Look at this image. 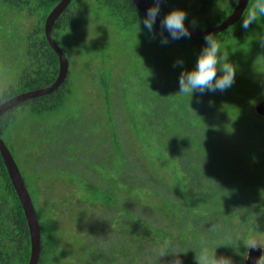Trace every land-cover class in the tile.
I'll use <instances>...</instances> for the list:
<instances>
[{"label":"trees","instance_id":"trees-1","mask_svg":"<svg viewBox=\"0 0 264 264\" xmlns=\"http://www.w3.org/2000/svg\"><path fill=\"white\" fill-rule=\"evenodd\" d=\"M86 1L74 0L73 15L66 10L57 22L60 30L77 27ZM98 1L108 7L119 23L124 21L127 26L142 25L146 16L132 0ZM146 1L151 7L155 6L154 0ZM200 1L202 7L195 18H203L208 27H213L228 18L239 0H229L223 13L211 15L210 9L219 0ZM258 2L264 4V0H250L244 14L253 10L258 17ZM170 12L163 2L159 15L164 17ZM241 20L214 35L218 42L244 39L258 18L248 29L242 27ZM155 26L161 30L157 23ZM164 33L170 35L165 30ZM40 40L46 42L44 34ZM189 40L199 48L207 46L203 36L176 41ZM52 52L54 59L48 66L40 70L30 68L19 83L0 91V104L22 92L52 84L59 73V57L53 49ZM71 74L70 70L65 82L54 93L25 101L5 113L0 119L2 138L17 120L19 108L40 118L62 111L74 90ZM97 80L95 89L104 95L102 98L110 111L104 118L110 122L105 137L107 149L82 171L83 157L78 148L82 145L80 142L84 143L83 134L67 133L63 137L64 143L70 142L72 155L68 160L61 159V155L58 159L54 155L53 159L51 146L43 148L51 163L43 171L63 175L51 177V184L70 187L60 194L61 203L50 220L53 225L61 223L59 211L62 210L63 215L68 207L71 208L70 222L77 228L74 244L80 258L69 259L68 264H175L176 260L181 264H196V258L204 249L210 257L227 258L232 264H241L240 256L235 263L232 260L243 237L241 232L254 226L263 209L262 202L260 205L254 203L264 199V180L260 178L264 177V171L258 166L259 161L264 160V116L255 111V106L250 107L252 102L246 99H228L220 102L224 106L220 117H229L233 127H239L235 132L213 130L211 133L204 127L178 126L176 130L168 131L165 127V131L151 134L150 129H145L146 133L132 134L134 143L128 150L111 114L112 74L102 72ZM207 114L210 116L209 112ZM47 134L45 140L50 139L51 134ZM249 151L251 158L247 159L244 153ZM133 165L142 169L137 177L133 175ZM35 185L39 190L37 181ZM152 212L160 215L161 225H155L147 216ZM97 216L101 217L100 222ZM258 226L257 229H261ZM31 249L26 214L0 152V264H29ZM48 251L43 235L39 264H51ZM52 260L55 262L56 258Z\"/></svg>","mask_w":264,"mask_h":264},{"label":"rangeland","instance_id":"rangeland-1","mask_svg":"<svg viewBox=\"0 0 264 264\" xmlns=\"http://www.w3.org/2000/svg\"><path fill=\"white\" fill-rule=\"evenodd\" d=\"M164 2L170 11L180 9L187 13L185 20L187 28H208L205 19L195 18L202 7L200 0H164ZM228 5L229 0L217 1L210 9L209 15L223 13ZM257 18L254 28L244 39L232 38L227 43L219 42L221 60L217 77L223 75L219 71L223 63L232 64L236 67L233 86L224 92H206L203 95L194 92L192 96L178 94L180 74L194 69L204 48L190 44L191 40L185 43L178 42L164 32L162 37L161 30L155 25L150 32L143 24L127 26L124 21L119 23L111 15L108 7L98 0L85 2L79 24L75 29H62L56 33L59 42L69 43L75 50L70 67L71 80L74 83L71 99L62 111L44 118L19 108L17 120L4 135V140L13 151L35 201L42 232L44 230L43 235L48 242L51 264H68L69 259L73 261L80 256L74 244L77 228L70 222L71 208L68 207V212L64 209L63 215L62 210L59 211L61 223L53 225L50 222L55 208L52 192L58 190V185L50 190L48 197L41 196L38 187L36 190L35 183L36 181L37 184L39 183V174H47L43 169L46 170L51 165L50 158H47L43 148L51 146L53 159L56 155L57 159L61 155V159L68 160V156L72 155L70 142L64 143L63 137L67 133L83 134L84 143L80 142L82 145L78 148V153L83 157L80 166L82 171L92 162H96L107 149L105 137L109 132L110 122L103 116H109L107 112L110 111L102 98L104 95L95 89L97 77L105 71L112 74L109 97L112 111L118 112L115 115L120 125V137L128 150L133 147L132 134L146 133L145 129H150L151 134L165 131V127L168 131L176 130L178 126L200 129L204 127L211 133L213 130L223 133L235 132L239 127L235 129L229 117H220L221 112L224 111V106H221L220 102L239 97L252 102L250 107L255 106L256 111V105L264 100V16L259 13ZM3 36L0 31V91L19 83L28 63L24 55L8 49L10 46L8 41L12 42V40ZM164 37L168 38L167 44L161 43ZM3 38L6 39L4 43ZM225 53L227 60L223 59ZM177 61H183V64L174 67ZM47 133L51 134L49 140L44 139ZM137 149L140 152V148ZM250 153V151L244 153L247 154L245 156L247 159L251 158ZM133 166L135 171L133 175L137 177L142 169L138 168V165ZM258 166L264 171V160L259 161ZM80 167L77 166L79 171ZM38 169L41 172H38ZM48 174L42 179L50 184L51 177H63L62 174ZM260 178L264 180V177ZM68 189L69 186H62V192ZM261 202L263 209L254 221L253 228L241 232L243 237L239 242V249L236 251V256L232 257L234 263L240 256L239 263L246 264L248 249L245 246L248 239L255 238L264 248V199L260 198L259 202L254 204L260 205ZM147 216L155 222V225H161L162 218L156 212ZM100 219L101 217L97 216L98 222ZM257 225L261 229H257ZM52 258H56V261L53 262Z\"/></svg>","mask_w":264,"mask_h":264},{"label":"water","instance_id":"water-1","mask_svg":"<svg viewBox=\"0 0 264 264\" xmlns=\"http://www.w3.org/2000/svg\"><path fill=\"white\" fill-rule=\"evenodd\" d=\"M72 0H62L50 13L46 21V35L49 43L58 53L60 58V68L59 73L56 80L49 86L25 91L16 96L2 102L0 104V119L2 116L7 113L12 108L20 105L21 103L46 96L54 93L60 86L65 82L68 77L70 70V63L65 54L64 50L61 46L56 42L53 36V28L56 20L60 17V15L67 8L69 3ZM135 5L145 14H147V10L151 7L146 0H132ZM250 0H239L232 11V13L228 16L226 20H224L219 25L208 27L206 29H191L188 28L191 32V36H205L207 34L217 35L219 33L224 32L229 29L232 25L237 23L242 18V13H245ZM163 17L158 15L156 23L161 27L160 21ZM168 32L167 30H165ZM256 112L264 116V100L260 101L256 105ZM0 152L3 156L4 162L6 164L9 176L11 181L16 189V192L20 198L22 206L24 208V212L26 214V218L29 225L30 236H31V257L29 264H39L42 250H43V232L42 225L40 222L38 210L36 208L34 199L29 190L27 182L23 176V173L5 140L0 135ZM262 253H264V248L261 246V249L250 250L247 251L246 264H253V261L258 258Z\"/></svg>","mask_w":264,"mask_h":264},{"label":"clouds","instance_id":"clouds-1","mask_svg":"<svg viewBox=\"0 0 264 264\" xmlns=\"http://www.w3.org/2000/svg\"><path fill=\"white\" fill-rule=\"evenodd\" d=\"M164 0H154L155 6L147 10L146 16L142 20V24L150 32L153 31L157 17L160 13V5ZM257 9L261 16H264V4L258 2ZM187 13L183 10L176 9L164 16L161 21V36L163 37L164 30H167L172 40L182 38H190L191 32L185 26ZM257 19L256 12L248 10L245 15L242 13V27L248 29ZM155 35V34H154ZM206 47L201 51L196 65L191 71H184L180 74L178 84V94L192 96L194 92L203 95L206 92L215 93L217 91L224 92L231 88L235 83L236 67L230 63H223L219 69L223 75L217 77L218 65L220 64L221 45L213 34L204 36ZM168 38L161 39L162 44H167ZM227 60V54L223 56ZM183 61H177L175 66H181ZM246 248L250 250L261 249L260 243L255 238H250L246 242ZM175 264H181V261L176 260ZM196 264H232L227 258L216 259L210 257L207 249L202 250L201 254L196 258ZM253 264H264V253L253 261Z\"/></svg>","mask_w":264,"mask_h":264},{"label":"flooded vegetation","instance_id":"flooded-vegetation-1","mask_svg":"<svg viewBox=\"0 0 264 264\" xmlns=\"http://www.w3.org/2000/svg\"><path fill=\"white\" fill-rule=\"evenodd\" d=\"M61 1L62 0H0V31L4 35L3 37L12 40V42L8 41V43H10L8 49H12L15 53L24 55V58L28 60L26 66L27 69L24 72H28L32 67L40 70L41 67L48 66L50 61L54 59V53L52 52V49L54 51L55 49L51 46L47 39L46 21L50 13ZM66 10L69 15H73L74 0L69 3L60 17H62ZM59 18L54 24L53 36L67 55L71 67L75 50L73 45L68 43L66 46L65 43H61L57 40L56 33L60 30L57 24ZM68 29L75 28L73 26L70 28L68 27ZM43 34L46 37V42L40 40ZM5 41L6 39L3 38V43ZM44 75L47 76L48 72ZM115 111L116 110L113 111V115L115 117L116 130L119 132L120 125L118 124L117 116L115 115L118 112L116 111L115 113ZM39 175L40 177L38 185L41 196L45 195L48 197L50 190L58 185V190L52 192L54 195L53 206H55L54 210H56L58 204L61 203L60 194L62 193V185L52 183L49 184V186L48 183L42 179L43 176H48L49 174Z\"/></svg>","mask_w":264,"mask_h":264}]
</instances>
